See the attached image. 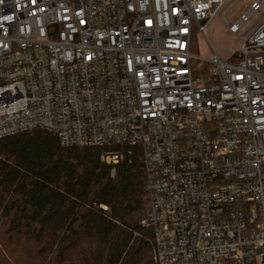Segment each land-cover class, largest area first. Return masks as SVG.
<instances>
[{
    "label": "built area",
    "instance_id": "obj_1",
    "mask_svg": "<svg viewBox=\"0 0 264 264\" xmlns=\"http://www.w3.org/2000/svg\"><path fill=\"white\" fill-rule=\"evenodd\" d=\"M230 6L0 0V140L45 131L109 166L138 150L156 264H264V0L228 58L193 51Z\"/></svg>",
    "mask_w": 264,
    "mask_h": 264
},
{
    "label": "trees",
    "instance_id": "obj_2",
    "mask_svg": "<svg viewBox=\"0 0 264 264\" xmlns=\"http://www.w3.org/2000/svg\"><path fill=\"white\" fill-rule=\"evenodd\" d=\"M132 152L109 166L102 149L63 147L45 131L0 140V264H156Z\"/></svg>",
    "mask_w": 264,
    "mask_h": 264
},
{
    "label": "rangeland",
    "instance_id": "obj_3",
    "mask_svg": "<svg viewBox=\"0 0 264 264\" xmlns=\"http://www.w3.org/2000/svg\"><path fill=\"white\" fill-rule=\"evenodd\" d=\"M230 0V8L225 15V21L219 15L212 22L206 31V37L202 34L196 37L195 53L206 60L213 59V52L217 57L226 59L230 56L231 50H237L244 44V37L239 35H230L229 25L235 24L240 17L247 11L248 7L259 0ZM264 9V6H263ZM259 15L254 14L249 21L241 26L240 33L245 34L257 21ZM201 62L198 61L197 64ZM206 66V62H203Z\"/></svg>",
    "mask_w": 264,
    "mask_h": 264
}]
</instances>
